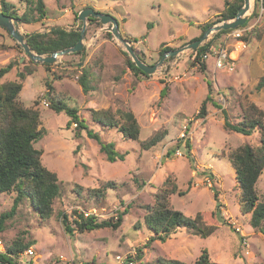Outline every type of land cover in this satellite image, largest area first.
I'll use <instances>...</instances> for the list:
<instances>
[{"label":"rangeland","instance_id":"1","mask_svg":"<svg viewBox=\"0 0 264 264\" xmlns=\"http://www.w3.org/2000/svg\"><path fill=\"white\" fill-rule=\"evenodd\" d=\"M7 1L20 15L34 0ZM43 1L46 18L30 24L20 22L22 32L46 30L52 25H66L80 31L82 22L77 14L91 6L113 15L123 37L132 40L131 46L149 64L160 59V49L181 47L192 38L200 37L199 25L221 22L216 20L225 2ZM247 16L242 26L246 29V48L239 52L230 69L216 67L213 57L208 55L204 59L205 70L201 71L195 58L197 49H186L177 57H166L155 73L135 75L127 66L126 60L130 57L122 44L107 31V25L90 18L86 19L82 53L61 55L57 62L48 63L49 66L32 61L29 64L32 73L22 80L18 101L39 110V126L44 134L34 146L42 151V163L57 174L60 193L54 199L53 214L47 219H41L29 199L24 198L12 217L5 221V229L0 233V252H5L13 242H20L26 247L12 255L20 264H117L118 256L133 264H164L162 260L168 259L193 263L206 249L213 264H264V233L250 225V212L240 211V190L229 159L237 146L243 143L257 146L264 138V10L259 0H250ZM215 33L206 42H212L207 52L218 44L233 46L234 41L225 33L217 36ZM10 60L14 65L0 79L1 83L18 80L17 73L29 58L0 27V66ZM82 67L90 72L92 85L86 94L77 82ZM47 83L52 85L56 98L76 107L87 126L103 141L113 142L116 150L125 153L124 158L107 161L98 144L84 130L75 136V124L67 126L68 116L48 106ZM164 86L167 93L162 96ZM208 92L211 100L206 104L207 114L196 118ZM212 101L226 110L231 123L242 120L244 106L255 104L263 111V127L250 135L224 129L221 109ZM107 108L113 112L130 110L134 114L139 125L137 140L92 120L91 109ZM154 134L163 136L149 148H141L140 143ZM179 138L182 140L178 153L168 154ZM186 140L190 143L192 158L187 152ZM167 179L186 191L183 195L170 194L169 206L187 216L212 212L217 203L214 192L217 193L223 221L217 215L208 217L216 224L212 234L200 237L180 228L164 241H149L155 233L145 223L148 206L154 204L155 194ZM105 181H113L115 186L95 196L92 189L100 188ZM140 182L144 185L137 188ZM256 188L264 196V168ZM14 196L15 192L0 193V213L10 209ZM126 206L127 212L116 229L102 227L70 235L57 216L58 210H64L72 219L75 218L72 211L78 210L98 220L116 219L117 212ZM27 249L33 254L26 255Z\"/></svg>","mask_w":264,"mask_h":264},{"label":"trees","instance_id":"2","mask_svg":"<svg viewBox=\"0 0 264 264\" xmlns=\"http://www.w3.org/2000/svg\"><path fill=\"white\" fill-rule=\"evenodd\" d=\"M258 1V0H256ZM243 4V0H225L223 10L219 14L216 22L229 20L233 18ZM264 6V0H262ZM0 11L5 14L17 17L21 23L30 24L41 21L46 18L47 9L43 0H34L22 14H18L14 5L7 0H0ZM89 19V18H88ZM97 20V18H90ZM215 22H206L199 25L203 32L208 26ZM150 26V24H148ZM243 26V25H242ZM230 30H219L216 36L226 33ZM80 31L74 30H53L43 33H35L27 37V43L31 49L38 54H51L53 51L62 50L72 46L78 39ZM199 36L192 38L197 39ZM247 42V37L243 36ZM128 42L132 40L127 38ZM136 38H133V41ZM212 42L197 48L196 60L199 63L201 71L205 70V61L201 60V55L210 49ZM171 47L160 49L161 56ZM82 51L74 52L80 54ZM125 53V52H124ZM127 66L132 72L145 75L134 62L127 58ZM28 63H23V68L17 73L18 80L0 82V193L15 192L12 205L9 210L0 213V233L5 229V221L12 217L17 206L28 198L33 209L41 219H47L53 214L54 199L60 193L58 176L54 171L48 169L41 161L42 151L34 144L43 136L44 129L40 127V113L37 108L26 107L18 101V95L22 89V80L26 75L31 74L33 68ZM14 65L10 60L0 66V79L6 75ZM44 65L49 66L48 63ZM77 82L81 86L84 94L92 90L90 84V72L82 67L81 73L77 76ZM261 82L258 86H260ZM47 85L46 97L49 100L48 106L54 112H64L68 116L67 126L75 124V136H80L82 130L86 135L93 139L97 144L99 151L105 156L107 161L113 162L117 159H123L125 153H121L115 148L113 142L103 141L99 134L90 129L85 123V119L78 115L76 107L69 106L65 100L54 96V89L51 84ZM167 93L166 86L161 90V95ZM210 93L202 100L196 118H204L207 114L206 104L210 99ZM212 104L220 108L223 119V127L243 135H250L255 129L263 127V111L255 104L250 103L243 107L242 120L237 123H231L228 119L226 110L212 101ZM92 120L103 127L116 128L124 137L134 140L139 136V125L134 114L130 110L111 109H91ZM163 134H154L140 143L141 148L147 149L154 145ZM174 147L168 149L167 153H175L181 146L182 138ZM185 146L190 158V143L186 140ZM229 159L235 171V179L240 190L239 204L242 213L250 212V225L264 233V196H261L256 188V183L264 168V138L257 146L243 143L237 146L229 154ZM203 173V172H201ZM211 176V175H209ZM144 182L138 183L137 188H141ZM115 186L113 181H105L100 188L92 189L95 196L104 194V190ZM177 193L183 195L186 191L178 189L174 182L167 179L155 194L154 204L148 206V213L145 217V223L148 228L155 233L149 238V241H164L174 231L185 228L193 234L200 237H208L216 230V224L209 221L208 217L220 216V202L217 200V193L214 192L216 206L212 212H196L193 216H187L181 211L169 206L168 198L170 194ZM126 206L123 211L117 212L116 219L98 220L94 215L73 210L75 218L69 219L68 213L64 210H58L57 216L63 225L64 231L73 235L77 232L90 231L102 227L116 229L122 222L123 215L127 212ZM223 221V218H222ZM26 245L20 242L10 244L5 252H0V260L8 261L14 264H20L12 255L21 252ZM140 256V251H139ZM137 259V258H135ZM129 260V259H128ZM164 264H213L209 259L206 249H203L200 255L193 263H186L178 259L162 260Z\"/></svg>","mask_w":264,"mask_h":264},{"label":"water","instance_id":"3","mask_svg":"<svg viewBox=\"0 0 264 264\" xmlns=\"http://www.w3.org/2000/svg\"><path fill=\"white\" fill-rule=\"evenodd\" d=\"M250 8V0H243V4L237 10L235 16L229 20H222L219 23H215L211 26H208L195 40L189 41L185 45L181 47L172 48L164 52L160 59L153 64L146 63L143 61L139 55L136 53L135 49L131 46L128 40L123 37L121 31L119 30V23L118 20L107 12H101L95 10L91 6H86L81 9L78 14L77 18L82 22L80 28V35L77 41L70 47L64 48L62 50L53 51L51 54H38L34 52L31 47L27 43V37L35 34V33H43L47 31L53 30H74L70 29L66 25H52L49 26L46 30L42 29H35L28 33H24L21 31V24L17 17L8 15L0 11V27L4 28L8 34L17 42V44L22 48L24 53L28 56V58L38 64L41 63H54L57 62L59 56L67 54V53H74L80 51L84 47L83 40L86 34V19L88 18H97L101 24L107 25L106 29L109 31L124 47L125 51L128 53L130 59L134 62L135 66H137L143 73L150 75L155 73L160 65L163 63L166 57H177L179 56L184 50L192 49L196 50L200 46L207 44L206 42L209 39V36L213 32H217L219 30H230L238 28L245 24L247 21V12ZM23 60V57L20 61ZM17 61H15L16 63ZM81 63H79L80 65ZM168 68V67H167ZM0 264H14L8 261L0 260Z\"/></svg>","mask_w":264,"mask_h":264},{"label":"built area","instance_id":"4","mask_svg":"<svg viewBox=\"0 0 264 264\" xmlns=\"http://www.w3.org/2000/svg\"><path fill=\"white\" fill-rule=\"evenodd\" d=\"M259 5L261 10H264V6L262 5V0H259ZM246 29L242 26L230 29V31L226 32V37L230 38L232 41H234L233 46L227 45V44H218L217 46H213L210 50V52L203 53L201 55V60H204L208 55L212 56L214 59V65L216 67H222V68H232V64L234 60L237 58L239 52L242 51L244 48H246V41L242 39V37L245 35ZM231 47V48H230ZM44 104L47 105L46 101H43ZM184 133H182V136ZM185 139V138H183ZM178 149H176L175 152L178 153ZM87 215V213H84ZM26 255L33 254V251L31 249H27L25 252ZM117 264H133L132 261H126V259H123L122 257H117Z\"/></svg>","mask_w":264,"mask_h":264}]
</instances>
